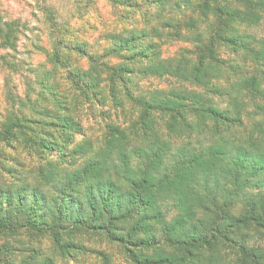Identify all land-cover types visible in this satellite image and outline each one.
Segmentation results:
<instances>
[{"label": "rangeland", "instance_id": "obj_1", "mask_svg": "<svg viewBox=\"0 0 264 264\" xmlns=\"http://www.w3.org/2000/svg\"><path fill=\"white\" fill-rule=\"evenodd\" d=\"M1 30L9 31L12 45L3 43L0 32V127L8 116L17 114L41 120L39 124H30L41 139L49 140L47 132L55 133L59 129L42 124L53 118L56 121L64 112L54 111L56 107L50 91L44 93V99L39 97L44 91L40 84L44 77L52 82L57 78L61 87L67 88L66 94L73 92L72 116L80 117L84 129L82 135L75 134L74 143L64 150L65 161H59L56 155L37 156L25 145V137L20 133L17 141L0 144V187L17 191L22 186H33L44 192L47 197L44 211H48L46 223L50 229L54 228L41 234L33 232L25 227L27 212L12 215L19 221V229L0 233V253L7 264H137L134 257L153 253L143 248L140 240L153 236L161 239V227L154 222H148L149 231L140 232L137 230L139 223L120 217L118 203L122 201L126 208L131 206V200L127 198L133 188L125 175L126 169H130V177L140 173L144 162L136 151L142 149L141 156L145 158V151L153 145L145 136L152 131L158 133L155 138L171 142L164 159L165 167L160 169L161 175L175 164L173 154L199 147L197 139L189 145L187 138L168 133L162 116L146 110L123 92L117 97L108 95L107 88H101L105 84L103 80L92 96L93 92L84 94L66 77L70 70H89L97 75L99 64L103 63L134 67L133 62L126 60L129 50L116 48L110 52L115 43L121 42L118 36L129 39L135 35L127 41L128 46L134 45L135 50L157 47L161 58L178 59L186 63L185 68L195 66L205 58L204 65L210 63L213 72H217L207 85L166 74L137 77L135 83L132 82L134 99L148 100L155 92L164 95L192 92L201 96L207 106L223 109L230 95L237 96L243 102L240 110L244 124L222 132L233 139L246 140L248 131H252L259 121L264 122V115H256L257 106L264 105V60L256 58L255 54V51H264V8L246 0H0ZM56 36L73 44V51H63L68 72L57 66L56 72L49 74L48 70L55 68L51 56L57 43ZM225 38L230 40L225 41ZM77 49L88 55L82 56ZM208 54L215 58L214 63H222L209 62ZM87 57L93 58L94 63ZM145 66L146 63H139L138 68ZM107 75L108 72L98 78ZM88 79L86 75L80 80ZM240 79H248L257 87L254 91L248 88L230 93L231 84ZM216 88L221 93L214 92ZM29 99L33 104L27 102ZM42 107H49L48 112H53L51 120L36 114ZM208 124L213 126L211 122ZM189 127L198 132L207 130L193 115L189 116ZM209 138L206 146L215 139ZM69 164L72 167L57 177L58 170ZM85 168L92 178H96L95 183L116 184V205L106 210L107 195L102 190L89 194L88 183L76 182L73 178L71 183L65 177L74 176ZM64 191L76 193V201L73 207L65 209L64 220L57 222L55 199L66 198ZM93 202L98 207H92ZM177 205L173 198L162 199L156 210H161L171 221L180 214ZM32 206L29 205L30 212L40 210H33ZM80 207L84 215L79 213ZM93 208L98 210L96 225L92 220L96 213ZM239 210L240 206L233 208L234 212ZM81 218L85 222L83 226L76 224ZM251 240L252 243L260 241L264 246V233ZM5 246L8 249L6 255L3 252ZM182 259L178 264H240L238 256L224 247L215 253H202L191 259L182 256Z\"/></svg>", "mask_w": 264, "mask_h": 264}, {"label": "trees", "instance_id": "obj_2", "mask_svg": "<svg viewBox=\"0 0 264 264\" xmlns=\"http://www.w3.org/2000/svg\"><path fill=\"white\" fill-rule=\"evenodd\" d=\"M246 1L264 8V0ZM0 32L3 43L7 46L12 45V42H9V39L12 38L9 31L1 30ZM135 37L132 35L126 39L118 36L122 39H120L121 42L115 43V47H112L110 51L112 53L116 48L129 50L130 53L126 60L133 62L134 67L127 65L118 67L103 63L99 64L100 72H97L96 75L89 70L80 72L70 70L69 73L68 66L64 62L66 59L63 51H73V44H70L62 36H56L57 43L51 56V62L55 68L48 70L49 74H53L56 72L57 66L62 67L68 72L66 77L72 80L74 86L87 95L93 92L92 96L95 95V88L103 80L105 84L101 88L106 87L109 92L108 95L114 94L117 97L123 92V95L125 94L135 102L138 101L146 110L162 116L166 120L165 128L168 133L179 138H187L189 145L194 138L199 143V147L186 150L188 152L173 154L175 164H172L171 169H167L166 173L161 175L160 169L165 167L164 159L167 157V152L169 153V143L171 142H168V139L161 141L160 138H155L158 133L152 131L145 136L153 142L149 150L145 151V158L143 155L141 156L142 149L136 151L139 158L143 159L144 162L140 173L133 174L136 178H132L134 176L130 177L128 174L130 169H126L125 175L131 180L133 188L128 192L127 198L131 200V206L126 208L122 201L118 203L121 211L119 212L120 217L135 220L140 224L137 229L140 232L149 231L148 222L150 221L161 227L160 240L153 236L138 241L143 248L153 251L152 256L144 255L141 258L137 255L134 257V261L137 264H178V262L183 261L182 256L191 259L202 253L221 251L224 247L238 256L240 264H264V246L260 241L252 243L251 240L264 233V122L259 121L252 131H248L246 140L233 139L227 137L226 134L223 135L222 132L224 130L231 131L244 124L241 117L242 110H240L243 102L238 100L237 96L230 95L227 106L223 109L207 106L206 102H202L201 96H196L192 92L187 94L173 92L166 95L155 92L148 100L134 99L132 87L137 77L147 78L150 75L166 74L185 77L198 84L207 85L211 77L217 74V72H213L214 67L210 63L204 65L205 58H201L197 65L185 68L183 66H186L184 65L186 63L183 64L178 59L161 58L158 50H156L157 47L152 46L151 50H135L134 45L128 46L126 44L130 38L134 39ZM225 39V41L230 40L229 38ZM78 52L82 56L88 55L87 52ZM255 54L256 58L264 60V51H255ZM210 55L208 54L209 62L216 65L222 63L221 61L214 63L215 58ZM87 58L94 63L93 58ZM139 63H146V66L138 68ZM106 72H108L106 78H98V75L103 77ZM86 75L89 76L88 80H80ZM41 79L40 84L44 91L39 97L44 99V93L50 91L56 107L54 111L64 112L57 116L56 121L55 118L51 120L53 112H48L49 107L40 108L41 110L36 114L43 116V118H50L51 121L46 122L44 120L43 125L59 129L55 133L47 132L49 140L41 139L39 132L30 126V124L41 123V120L27 115L12 114L0 127V144H11V141H17L18 133H20L25 137V145L33 150L37 156L43 158L46 154L56 155L59 161H65L66 153L64 150L74 143L75 134L82 135L84 133L83 123L80 117L75 119L72 116L73 92L70 91L66 94L67 88H62L61 82L57 78L52 79L53 82L51 80L46 81L44 77ZM133 80L134 83H132ZM251 82L249 83L248 79L236 80L231 84L229 92L237 93L248 88L254 91L257 85H252ZM213 91L221 93L218 88L213 89ZM174 94L175 96H171ZM27 102L33 104L32 99ZM36 105L34 104V106ZM257 108L263 112H259ZM257 108L256 115H264V105L259 104ZM190 115L197 117L201 126L207 130L198 132V130L189 127ZM208 122H211L213 126H210ZM30 132H32L31 135ZM209 137H215V139H211V143L206 146L205 142L208 141ZM77 151L73 153L76 154ZM102 161L106 162V160ZM71 165L69 164L63 170H58L57 177L64 170L70 169ZM52 172L54 171L52 170ZM89 173L85 168L74 176L65 177L70 179L71 183H73L71 178L76 182L82 180V183H88L86 185H88L89 194L102 190L103 194L107 195L106 210L108 207L116 205L114 202L116 184L114 182H110L111 184L95 183L96 178H92ZM137 175H139L138 178ZM49 178L50 176L47 179ZM19 188L14 191L0 187V233L19 229L17 228L19 221L12 218V215L18 212H27L25 216L27 229L40 234L49 231L50 228L45 219L48 211H44L47 208L46 194L40 190L37 191L33 186ZM63 194L66 198L55 199L57 205L55 219L57 222L64 220L65 209L69 206L73 207L76 201V193L64 191ZM32 195L33 198H31ZM168 198H173L178 204L177 207L180 208V214L173 217L171 221L161 210H156L159 201ZM29 205H33V210L38 208L40 210L30 212L28 210ZM92 205L94 208L98 207L94 202ZM239 206L240 210L234 212L233 208L239 209ZM94 212L96 213L92 215V220L93 224L96 225L99 222L95 219L98 216V210L94 209ZM79 213L84 215L82 207H80ZM76 224L85 225V222L81 218ZM3 252L5 255L8 253L6 246ZM3 260L0 253V264H7V260Z\"/></svg>", "mask_w": 264, "mask_h": 264}]
</instances>
